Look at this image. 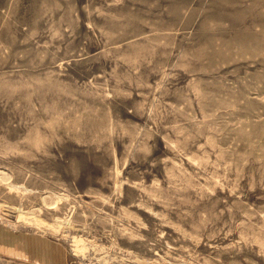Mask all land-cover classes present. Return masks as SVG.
Listing matches in <instances>:
<instances>
[{
  "label": "rangeland",
  "instance_id": "1",
  "mask_svg": "<svg viewBox=\"0 0 264 264\" xmlns=\"http://www.w3.org/2000/svg\"><path fill=\"white\" fill-rule=\"evenodd\" d=\"M0 264H264V0H0Z\"/></svg>",
  "mask_w": 264,
  "mask_h": 264
}]
</instances>
